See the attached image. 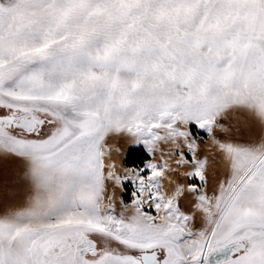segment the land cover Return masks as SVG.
I'll list each match as a JSON object with an SVG mask.
<instances>
[{
    "label": "snow or ice",
    "instance_id": "obj_1",
    "mask_svg": "<svg viewBox=\"0 0 264 264\" xmlns=\"http://www.w3.org/2000/svg\"><path fill=\"white\" fill-rule=\"evenodd\" d=\"M0 264H264V0H0Z\"/></svg>",
    "mask_w": 264,
    "mask_h": 264
},
{
    "label": "bare ground",
    "instance_id": "obj_2",
    "mask_svg": "<svg viewBox=\"0 0 264 264\" xmlns=\"http://www.w3.org/2000/svg\"><path fill=\"white\" fill-rule=\"evenodd\" d=\"M110 144L115 148V147H119L121 148V150H124V145L120 143V141L118 139L116 140H112L110 141ZM112 160L119 166L122 163V158L118 157L115 152H113V156H112ZM120 195V194H119ZM118 197V195H117ZM119 210V208H118Z\"/></svg>",
    "mask_w": 264,
    "mask_h": 264
},
{
    "label": "crops",
    "instance_id": "obj_3",
    "mask_svg": "<svg viewBox=\"0 0 264 264\" xmlns=\"http://www.w3.org/2000/svg\"><path fill=\"white\" fill-rule=\"evenodd\" d=\"M198 139H202V140H205V141H207V137L206 138H203V137H197ZM208 144L207 143H205V144H202L201 145V147L203 148V149H205V150H207L208 149ZM14 172L16 173L15 174V177L14 178H11V179H15L18 175H19V170L18 169H16V170H14ZM13 175V174H12ZM11 175V176H12Z\"/></svg>",
    "mask_w": 264,
    "mask_h": 264
},
{
    "label": "rangeland",
    "instance_id": "obj_4",
    "mask_svg": "<svg viewBox=\"0 0 264 264\" xmlns=\"http://www.w3.org/2000/svg\"><path fill=\"white\" fill-rule=\"evenodd\" d=\"M197 134H199V133H197ZM197 137H200V136H197ZM159 159V157H157V160ZM13 174V175H12ZM15 172L13 171L12 173H10V179L11 178H14L15 177ZM12 175V176H11ZM169 185H168V182L167 181H165V187H168ZM210 187H211V185H210ZM119 192H117V195H118V197H119ZM125 195H129V193H125Z\"/></svg>",
    "mask_w": 264,
    "mask_h": 264
},
{
    "label": "trees",
    "instance_id": "obj_5",
    "mask_svg": "<svg viewBox=\"0 0 264 264\" xmlns=\"http://www.w3.org/2000/svg\"><path fill=\"white\" fill-rule=\"evenodd\" d=\"M197 136L206 138V136L203 135L202 133L197 134ZM145 156H146V153L145 154H141L140 158L136 161V163L139 164L141 160L145 159Z\"/></svg>",
    "mask_w": 264,
    "mask_h": 264
}]
</instances>
